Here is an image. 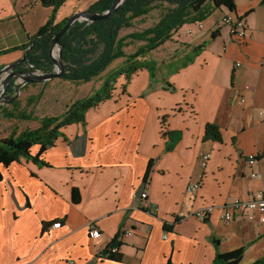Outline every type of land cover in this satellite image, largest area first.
I'll return each mask as SVG.
<instances>
[{"label": "crops", "instance_id": "1", "mask_svg": "<svg viewBox=\"0 0 264 264\" xmlns=\"http://www.w3.org/2000/svg\"><path fill=\"white\" fill-rule=\"evenodd\" d=\"M235 2L237 12L216 8L202 27L191 24L188 41L173 33L169 42L176 49L182 46L183 60L191 63L175 69L148 94L147 99L151 95L159 103L144 139L132 142L134 117L114 116L126 110L108 103L89 112L85 124L61 131L56 146L42 156L49 167L23 159L4 172L0 264H213L218 252L240 248H245L240 264L264 258V224L241 214L231 223L221 218L235 199L264 192V0ZM41 12L42 21L33 22ZM229 13L246 20L243 42L222 25ZM50 15L51 8L39 0H0V69L23 59L21 48ZM145 79L148 84L149 77ZM180 104L185 109L174 112ZM161 110L168 119H158ZM98 115L105 116L96 121ZM91 120L97 128L89 125ZM208 124L221 128L222 142L204 141ZM146 141L151 149L141 156L139 143ZM204 153L211 155L205 169L200 162ZM255 154L258 160L251 165L248 157ZM151 161L150 179L144 183ZM16 165L25 171L19 173ZM254 173L258 177L252 178ZM196 184L199 188L189 192ZM143 193L147 200L141 199ZM212 206L216 210L208 218L195 215ZM93 228L102 233L97 245ZM125 231L132 233L121 237ZM212 237L220 240L218 248ZM116 238L121 259H106Z\"/></svg>", "mask_w": 264, "mask_h": 264}, {"label": "trees", "instance_id": "2", "mask_svg": "<svg viewBox=\"0 0 264 264\" xmlns=\"http://www.w3.org/2000/svg\"><path fill=\"white\" fill-rule=\"evenodd\" d=\"M67 0H39L43 7L51 8V15L30 42L21 49L26 51L29 65L36 71L44 73L52 72L55 65L50 59L51 42L54 36L62 30L67 19L57 23V13ZM115 0H98L89 10L103 14L112 8ZM167 5L168 9L163 12L156 25L146 30L132 35L133 38L142 41L144 46L140 48L138 56H145L162 47L172 39L173 33L184 26L186 23L193 24L206 21L210 13L216 8H227L231 12H237L235 0H125L123 5L114 14L105 20L90 23L88 21H77L71 29L60 39L61 55L60 58L64 65L62 78L65 81L91 82L94 78L106 71L116 60L125 56L123 50V39L120 32L125 28H131L133 21L137 18L146 16L149 11L154 9L155 3ZM218 30L212 32L215 38ZM32 45V46H31ZM202 48L196 47L195 51ZM186 60L183 65L190 64ZM148 67L151 71L152 80L156 76V69L153 65L133 63L123 69L120 73H126L127 78L139 69ZM117 76V75H116ZM114 79V80H113ZM109 78L104 86L93 96L84 100L76 101L69 108L67 113L61 117L45 118L42 126L36 131L25 132L19 137H8L0 141V181H3V169L9 170L15 163L20 164L23 159L32 161L39 166L50 165L42 156L47 150L56 146L62 129L73 124H85L87 113L92 108H97L102 102L112 98L111 90L114 87L116 78ZM8 94H14L9 89ZM14 114H7L13 116ZM166 119V116L163 120ZM165 122V121H164ZM170 134L167 132L165 135ZM223 132L216 124L206 126L204 141L222 142ZM38 147L39 150L34 156L32 149ZM153 161L148 164L144 183L150 179ZM78 189H74L73 200L79 202ZM180 218L176 220V223ZM167 228V227H166ZM214 246L219 247L220 240L212 237ZM121 242L116 240L108 247L105 252L106 259L120 260L121 254L112 253L111 249L119 247ZM245 256V248H240L232 252H218L213 264H240ZM168 264H172L170 261ZM255 264H264V258L259 259Z\"/></svg>", "mask_w": 264, "mask_h": 264}, {"label": "rangeland", "instance_id": "3", "mask_svg": "<svg viewBox=\"0 0 264 264\" xmlns=\"http://www.w3.org/2000/svg\"><path fill=\"white\" fill-rule=\"evenodd\" d=\"M97 1L98 0H67L63 7L58 10L57 18L61 22L65 19L68 20L78 12L87 11ZM167 9V5L161 6L159 5V2H157L155 3L154 9L149 11L146 16L135 19L131 28L123 29L120 32V37L124 40L123 50L125 52V56L116 60L106 71L100 75V77L94 78L91 82L85 83L80 81H65V79L61 77L48 80L47 82L36 84L28 83L24 85L20 89V95L18 99H16L14 102L0 105V141L11 136L19 137L25 132L38 130L42 126L45 118L61 117L65 115L74 102L78 100L84 101L96 94L102 88V86L105 85L109 78H111V80L116 78L114 87L111 90L112 98L108 99L109 101L106 100L102 102L97 108L94 107L90 109L89 112H92V110L97 111L108 103H110L109 108H111L112 104L114 103L115 108H121L120 110L124 109L126 111H130L129 113L122 111L118 114H115L114 116H125V121L130 120L131 117H134L133 122H137V127L133 130L136 135L133 137L132 142L139 138L144 139V133L147 131V121L148 119L156 118V105L159 103V101H157L156 98H152L151 95L150 99H147L148 94L155 85L161 87V83L164 82L172 72L174 73L178 68L181 67L182 63L185 62L183 60L184 56H182V50L184 49L182 46L176 49L172 42H169L164 44L159 49L146 54L145 56H138V52L140 51V48L144 46V43L133 38L132 35L140 33L147 28L156 25L163 12ZM43 16L44 14L41 12L37 17H33L32 21L39 23L42 21ZM200 26L202 27V25ZM190 27H192V25L189 23H186L184 26L180 27L174 38L181 39L183 42L190 40L192 37L187 32L188 28ZM135 62L142 64L150 63L153 65L156 69L155 78L152 80L150 74L151 71L148 69V67L139 69L129 78H127L126 73H121L120 75L117 74ZM1 70L2 69H0V71ZM59 70L60 69L55 66V69L52 70V72L56 73ZM11 74L12 73L10 72V75ZM36 74L43 75L45 73L42 71H36ZM5 75L7 77L10 76L9 74ZM5 75H3V77ZM144 76L146 78L149 77L150 83L148 79V84H146V79ZM168 88H170V86H168ZM14 94L16 95V92H14ZM142 96H145L143 98L144 102L141 101L143 100ZM138 101L140 102L138 103ZM136 103L137 107L135 108ZM159 107L162 110L165 108L163 106ZM185 107L186 106L183 104H180V106L175 108L174 112H177L178 110L180 111L182 109L184 110ZM162 110L158 113V119H163L165 117L166 113L162 112ZM131 111H134L133 115L131 114ZM89 112L87 114H89ZM9 113L14 115L7 116ZM170 113H172V110ZM98 116L99 117L96 121H100L105 115ZM123 123L124 122H121V125ZM89 125L95 126L93 125L92 120L89 121ZM161 125V130L165 131V122H163ZM95 127L97 128L98 126ZM66 129L67 128H63L62 131L66 132ZM139 144L142 148L141 156H144L150 152L151 146L149 142L146 141V143L141 142ZM38 150V147H34L32 149V153L37 154ZM14 169L19 173H23L25 171V169H22L21 166L19 167L17 165L14 166ZM6 170L7 169H3V173ZM259 193L264 192L260 191L255 193V195ZM124 235L125 233L122 232L121 237Z\"/></svg>", "mask_w": 264, "mask_h": 264}, {"label": "built area", "instance_id": "4", "mask_svg": "<svg viewBox=\"0 0 264 264\" xmlns=\"http://www.w3.org/2000/svg\"><path fill=\"white\" fill-rule=\"evenodd\" d=\"M202 25V23H199ZM222 25L228 26L231 36L237 41V42H243L247 37V23L244 18H235V16L231 13L224 16L222 20ZM240 67V65H238ZM263 118H264V110L261 112ZM211 158L210 153H204L200 155V162L201 167L203 169L208 166L209 160ZM258 160V154L251 155L248 157V161L251 165H254ZM258 177V174H252V178ZM199 188V184L191 186L188 191L193 192L196 191ZM142 200L148 199V194L143 193L141 195ZM215 206L209 207L202 211H197L195 215L199 217L200 219H206L208 218V215L212 212H214ZM241 214L244 215L245 218L249 221H255L258 220L261 222V224H264V193L254 194L252 197L248 198L247 200H243L240 198H237L234 200L232 205L226 210L222 212V219L226 223H231L235 220V215ZM61 226V222L55 223L53 225V228H58ZM132 231H125V235H130ZM91 236L93 240V244L97 245L102 240V233L97 228H93L91 230ZM119 248L114 247L111 249L112 253H117Z\"/></svg>", "mask_w": 264, "mask_h": 264}, {"label": "water", "instance_id": "5", "mask_svg": "<svg viewBox=\"0 0 264 264\" xmlns=\"http://www.w3.org/2000/svg\"><path fill=\"white\" fill-rule=\"evenodd\" d=\"M124 2L125 0H115L114 4L112 5V8L110 10H107L103 14H99L98 12H92L90 10H87L84 12L82 11L78 12L68 19L67 24H65L62 30L54 36V39H52L51 42V52L49 55L53 64L60 69L58 72L56 73L47 72L43 75H37L34 71H23V72L13 71L16 67L18 66L20 67L29 62L26 56H24L22 60H19L18 62L6 68H3L0 71V105L6 103L8 104L18 99L20 95V89L28 83L36 84L41 82H47L48 80H53L55 78H61L65 70L62 60L60 58L61 55L60 39L62 38V36L65 33H67L71 29L73 24H75L77 21H82V22L88 21L90 23H93L96 21L99 22L107 19L117 10H119ZM10 72L12 73L11 75ZM5 74H9L10 76H8L4 80L2 79V77ZM14 81L15 84L13 85V89L16 92V95L12 97L8 95V89L11 86V84L14 83Z\"/></svg>", "mask_w": 264, "mask_h": 264}, {"label": "flooded vegetation", "instance_id": "6", "mask_svg": "<svg viewBox=\"0 0 264 264\" xmlns=\"http://www.w3.org/2000/svg\"><path fill=\"white\" fill-rule=\"evenodd\" d=\"M24 56H26V55H24ZM24 58V57H23ZM3 69V68H2ZM13 71H19V72H23V71H34L35 73H36V70L34 69V67L33 66H30L29 65V62L27 63V64H24V65H22V66H18V67H16ZM15 84V81H14V83L13 84H11V86L9 87V89H11V90H13L14 91V89H13V85ZM8 89V90H9ZM15 92V91H14ZM9 96H11V94H8Z\"/></svg>", "mask_w": 264, "mask_h": 264}, {"label": "bare ground", "instance_id": "7", "mask_svg": "<svg viewBox=\"0 0 264 264\" xmlns=\"http://www.w3.org/2000/svg\"><path fill=\"white\" fill-rule=\"evenodd\" d=\"M89 10V9H88Z\"/></svg>", "mask_w": 264, "mask_h": 264}]
</instances>
